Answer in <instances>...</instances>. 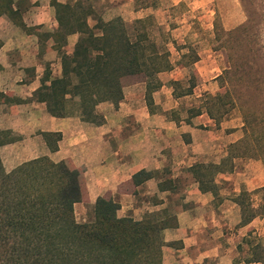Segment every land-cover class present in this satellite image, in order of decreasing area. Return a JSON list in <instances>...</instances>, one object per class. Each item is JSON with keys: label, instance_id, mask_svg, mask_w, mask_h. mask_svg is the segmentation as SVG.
I'll use <instances>...</instances> for the list:
<instances>
[{"label": "crops", "instance_id": "1", "mask_svg": "<svg viewBox=\"0 0 264 264\" xmlns=\"http://www.w3.org/2000/svg\"><path fill=\"white\" fill-rule=\"evenodd\" d=\"M68 1L72 0H0V131L20 137L0 147L4 170L40 157L53 163L68 161L82 171L85 205H74L75 217L77 212L84 216L82 222L96 200L107 196L119 204L117 218L175 217L176 225L161 232L163 264H234L246 255L251 231L264 245V219L258 216L241 226V208L235 201L247 192L253 209L262 205V194L257 193L264 188L262 161L234 159L231 171L214 175L211 191H201L191 172L199 164L220 165L243 136L232 116L217 125L202 108L204 96L219 88L217 79L224 70L222 53L213 48L214 37L184 33L167 38L171 66L157 75L151 108L147 85L140 81L123 87L117 106H96L101 124L83 121L74 101L67 103V115L57 118L34 95L46 73L50 79L61 76L54 42L42 35L57 31L53 2ZM88 1L97 14L102 6L98 15L105 22L160 14L169 18L166 11L137 6V0H108L109 5L106 0ZM171 2L172 7L186 4L198 10L215 0ZM77 39L76 34L67 36L68 54ZM198 109L199 114H189ZM52 133L60 135L54 152L43 137ZM140 171L152 176L135 187L131 180Z\"/></svg>", "mask_w": 264, "mask_h": 264}, {"label": "trees", "instance_id": "2", "mask_svg": "<svg viewBox=\"0 0 264 264\" xmlns=\"http://www.w3.org/2000/svg\"><path fill=\"white\" fill-rule=\"evenodd\" d=\"M139 2L137 6H141ZM53 7L57 31L43 33L42 37L52 38L62 72L52 79L46 73L34 95L38 102L45 103L48 113L65 117L67 103L74 101L83 121L101 124L103 117L96 106L102 102L117 106L123 99V87L140 81L147 85L146 102L151 108L152 93L159 86L157 75L169 70L171 64L167 47L158 45L146 30V19L133 21L130 32L121 18L103 21L88 0L53 2ZM73 34L78 39L68 54L67 36ZM204 97L202 108L218 125L221 117L216 113L224 106L222 98ZM200 112L198 109L189 114ZM43 137L51 152L57 150L59 134ZM19 140L12 131H0V147ZM243 156L234 144L220 165L194 166L191 172L200 190H213L214 175L231 171L233 160ZM151 176L140 171L131 182L138 187ZM159 188L165 187L161 184ZM257 193L262 194L259 209H253L247 192L235 199L241 208V226L258 216L264 219V188ZM84 199L82 171L68 161L53 163L40 157L6 172L0 158V264H163L165 243L161 232L176 225L175 217L159 220L147 216L139 221L117 218L119 204L107 196L99 197L88 219L79 222L74 205ZM248 236V251L234 264H264V245L252 237V231Z\"/></svg>", "mask_w": 264, "mask_h": 264}, {"label": "rangeland", "instance_id": "3", "mask_svg": "<svg viewBox=\"0 0 264 264\" xmlns=\"http://www.w3.org/2000/svg\"><path fill=\"white\" fill-rule=\"evenodd\" d=\"M139 4L169 16L146 19V30L158 45L165 46L173 34L214 37L213 48L222 53L224 70L217 79L219 88L206 95L222 98L224 106L218 107L219 114L215 112L220 122L232 116L241 127L243 136L235 143L245 155L240 158L261 160L264 165V0H215L198 10L186 4L172 7L171 0H140ZM96 9L99 14L102 6ZM132 22L124 21L130 32ZM82 217L77 212V221L82 222Z\"/></svg>", "mask_w": 264, "mask_h": 264}]
</instances>
